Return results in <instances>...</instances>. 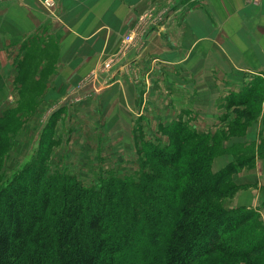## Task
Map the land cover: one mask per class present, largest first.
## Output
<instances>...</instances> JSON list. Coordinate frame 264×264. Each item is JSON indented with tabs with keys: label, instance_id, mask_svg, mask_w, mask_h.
I'll use <instances>...</instances> for the list:
<instances>
[{
	"label": "trees",
	"instance_id": "16d2710c",
	"mask_svg": "<svg viewBox=\"0 0 264 264\" xmlns=\"http://www.w3.org/2000/svg\"><path fill=\"white\" fill-rule=\"evenodd\" d=\"M249 83L228 94V109L257 99L264 78ZM61 110L42 128L30 159L0 180V264H264L260 213L217 200L238 186L233 175L253 155L215 171L222 143L178 119L159 125L165 143L143 142L134 174L109 170L89 185L51 169ZM7 116L0 120V168L14 119Z\"/></svg>",
	"mask_w": 264,
	"mask_h": 264
},
{
	"label": "rangeland",
	"instance_id": "374dc122",
	"mask_svg": "<svg viewBox=\"0 0 264 264\" xmlns=\"http://www.w3.org/2000/svg\"><path fill=\"white\" fill-rule=\"evenodd\" d=\"M261 1L251 0L255 5ZM167 2L151 3L122 20L117 35L106 43L102 34L93 33L95 28L84 30L85 37L79 36L78 42L65 28L63 39L68 34L71 43L84 46L79 66L77 60L60 59V41L44 26L45 17L55 18L63 27L70 25L57 11L58 0H33L38 14L26 7L12 16L16 20L12 25L0 23V120L7 115L5 119L14 118L7 129L9 148L0 180L10 178L30 159L42 128L60 107L51 169L68 170L89 185L98 183L109 170L120 176L134 174L143 142H166L159 125L171 123L163 122L161 110L169 105L170 79L168 67L157 61L160 57H152L150 46L159 36L166 39L169 27L179 22L177 13L173 17L166 8ZM177 4L182 13L191 2L178 0ZM13 35L18 40H7ZM257 77L264 78L253 75L248 83ZM158 91L165 99L156 100L163 106L157 110L151 103ZM189 119L183 120L189 123ZM210 134L222 143L224 151L219 156L228 157L229 162L238 155H253L237 173L258 180L251 194L247 187L237 186L217 200L228 209H254L264 223V83L258 87L256 100L231 108L228 120ZM238 197L251 203L236 204Z\"/></svg>",
	"mask_w": 264,
	"mask_h": 264
},
{
	"label": "crops",
	"instance_id": "0c3cea01",
	"mask_svg": "<svg viewBox=\"0 0 264 264\" xmlns=\"http://www.w3.org/2000/svg\"><path fill=\"white\" fill-rule=\"evenodd\" d=\"M32 1L0 0V23L5 21L7 25H12L16 21L12 16L26 7H32L31 10L38 14V6H33ZM164 1L167 0H58L57 11L70 25L63 27L55 18L45 17L44 26L60 41V59L77 60L79 66L83 60L84 46L71 43L68 34L63 39L65 28L77 42L79 36L85 37L82 34L84 30L95 28L93 33L102 34L106 43L117 35L122 20L130 18L133 13L140 12L151 3ZM188 1L191 4L181 13L178 0H168L166 8L172 10L173 17L175 13L180 15L175 16L179 22L169 27L166 39L158 35L156 42L150 46L152 57L162 58L157 61L168 67L170 79L167 83V109L165 106L161 108L163 106L156 101L165 99L160 91L151 104L157 110L161 108L164 111L163 122L172 123L189 116L192 128L210 133L223 125L231 114V109L226 105L228 94L239 91L253 75L264 76V0L259 5L253 4L251 0ZM92 21L95 24L89 28ZM16 38L13 35L7 40L16 41ZM83 44H86L85 41ZM134 59L139 62L138 56ZM140 92L137 93L141 95ZM166 111L171 115L168 113L167 116ZM163 138L167 140L165 136ZM229 161L228 157L218 156L213 169L218 171ZM241 174L235 173L233 179L238 186L247 187L245 190L251 194L258 180ZM237 199L239 201L236 204L251 203L243 197Z\"/></svg>",
	"mask_w": 264,
	"mask_h": 264
}]
</instances>
